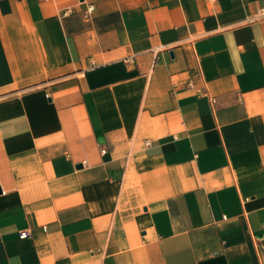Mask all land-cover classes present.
Segmentation results:
<instances>
[{
	"label": "crops",
	"instance_id": "0c3cea01",
	"mask_svg": "<svg viewBox=\"0 0 264 264\" xmlns=\"http://www.w3.org/2000/svg\"><path fill=\"white\" fill-rule=\"evenodd\" d=\"M259 8L0 0V264H264Z\"/></svg>",
	"mask_w": 264,
	"mask_h": 264
},
{
	"label": "built area",
	"instance_id": "2783aa9c",
	"mask_svg": "<svg viewBox=\"0 0 264 264\" xmlns=\"http://www.w3.org/2000/svg\"><path fill=\"white\" fill-rule=\"evenodd\" d=\"M208 2H216L217 0H206ZM92 6H88V8L85 10V15L88 16L92 13ZM264 19V8H259L256 13H255V16L252 18V20H262ZM187 87L191 90H194L195 89V86L193 84V82H188L187 83ZM198 94H200V92L198 91L197 92ZM214 99L211 98V102H213ZM21 235H25L24 233H22ZM261 251H264V244L260 245V248H259Z\"/></svg>",
	"mask_w": 264,
	"mask_h": 264
}]
</instances>
